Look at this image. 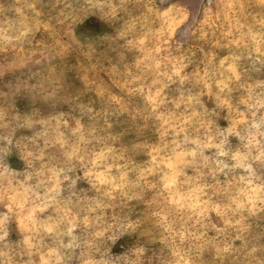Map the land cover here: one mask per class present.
Wrapping results in <instances>:
<instances>
[{
  "label": "clouds",
  "instance_id": "obj_1",
  "mask_svg": "<svg viewBox=\"0 0 264 264\" xmlns=\"http://www.w3.org/2000/svg\"><path fill=\"white\" fill-rule=\"evenodd\" d=\"M0 264H264V0H0Z\"/></svg>",
  "mask_w": 264,
  "mask_h": 264
}]
</instances>
